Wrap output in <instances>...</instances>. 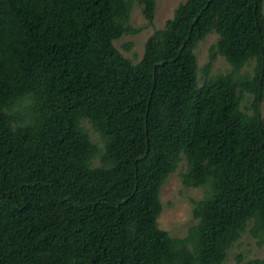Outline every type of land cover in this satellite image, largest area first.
I'll use <instances>...</instances> for the list:
<instances>
[{"label":"trees","instance_id":"trees-1","mask_svg":"<svg viewBox=\"0 0 264 264\" xmlns=\"http://www.w3.org/2000/svg\"><path fill=\"white\" fill-rule=\"evenodd\" d=\"M134 3L151 24L156 0H0V264H222L249 224L264 246L263 0H184L136 63L113 45ZM216 54L230 70L208 76ZM180 162L207 190L172 237L159 195Z\"/></svg>","mask_w":264,"mask_h":264},{"label":"rangeland","instance_id":"rangeland-1","mask_svg":"<svg viewBox=\"0 0 264 264\" xmlns=\"http://www.w3.org/2000/svg\"><path fill=\"white\" fill-rule=\"evenodd\" d=\"M184 0H156L154 19L151 24L143 17L140 7L133 4L129 26L133 29H139L135 34H123L113 40V45L133 63L138 62L143 54L144 43L146 39L156 29L163 27L165 20L173 14L174 8ZM264 15V0L263 9ZM218 36L211 32L201 42L198 43L195 54L198 65V80L201 82L204 78L203 70L209 61V49L215 45ZM254 61H249L240 69V74L253 75ZM230 70L229 64L219 54H216L210 62L208 76L218 72L227 73ZM253 95L244 93L240 107L247 113H252ZM257 112L260 119L264 122V89L262 98L257 104ZM83 127L88 131L90 138L99 146L102 142L98 134L86 122H82ZM98 164L97 159L94 161ZM184 162H180L178 168L172 172L160 190L161 211L157 218V226L165 230L172 237H184L189 228L197 223L193 216V201L201 199L206 193L207 186H185L181 182L180 171ZM237 255H241L243 260L262 258L264 256V246L259 239L250 231V224L245 232L240 236L237 242L228 250L222 264H236Z\"/></svg>","mask_w":264,"mask_h":264},{"label":"water","instance_id":"water-1","mask_svg":"<svg viewBox=\"0 0 264 264\" xmlns=\"http://www.w3.org/2000/svg\"><path fill=\"white\" fill-rule=\"evenodd\" d=\"M200 14V13H199ZM199 14H198V16H199ZM197 16V17H198ZM197 17L195 18V20L194 21H196V19H197ZM162 62H159L158 64H161ZM145 156V154H143L140 158H142V157H144Z\"/></svg>","mask_w":264,"mask_h":264}]
</instances>
